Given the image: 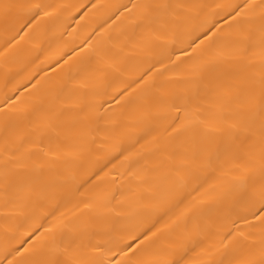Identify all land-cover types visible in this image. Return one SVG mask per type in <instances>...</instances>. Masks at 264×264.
I'll list each match as a JSON object with an SVG mask.
<instances>
[{"label": "bare ground", "instance_id": "bare-ground-1", "mask_svg": "<svg viewBox=\"0 0 264 264\" xmlns=\"http://www.w3.org/2000/svg\"><path fill=\"white\" fill-rule=\"evenodd\" d=\"M262 35L264 0H0V264H264Z\"/></svg>", "mask_w": 264, "mask_h": 264}, {"label": "snow or ice", "instance_id": "snow-or-ice-1", "mask_svg": "<svg viewBox=\"0 0 264 264\" xmlns=\"http://www.w3.org/2000/svg\"><path fill=\"white\" fill-rule=\"evenodd\" d=\"M11 7H12L11 5L4 6L6 10L5 11L6 15H7V9ZM34 7L40 8L41 6L37 4ZM156 7L166 8L168 6L167 5H157ZM261 43L264 44V35H262ZM260 84H261V91H260V97H259L258 106H257V115L259 116L260 121H261V125H260L261 135L264 136V78L261 79ZM176 110L178 113L181 111L179 106H176ZM184 111L186 112L187 110L185 109ZM175 119L177 121H180L182 117L180 115H177ZM183 119H188L187 115H185ZM259 197H260V202H261L260 214L264 215V191H261L259 193ZM229 235H231V233ZM97 247L99 248L100 246H97ZM137 250H133L132 244H127L124 247L118 246L116 249L109 247L104 252L105 256H108V254H110L108 258L106 259L101 258L99 260H93L91 261V264H142V262L139 260H135V261L133 260V257L136 256ZM129 251H132V255L129 256L125 261L122 262L119 258H115L117 256V253H119V255L122 256ZM42 264H60V262L56 260L55 258H52V259L43 261ZM175 264H180V261H176Z\"/></svg>", "mask_w": 264, "mask_h": 264}]
</instances>
